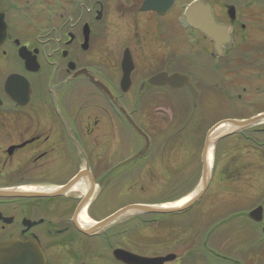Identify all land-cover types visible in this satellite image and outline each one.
<instances>
[{
  "label": "flooded vegetation",
  "instance_id": "flooded-vegetation-1",
  "mask_svg": "<svg viewBox=\"0 0 264 264\" xmlns=\"http://www.w3.org/2000/svg\"><path fill=\"white\" fill-rule=\"evenodd\" d=\"M196 1L210 6L215 21L232 34L221 56L215 41L187 20ZM223 7L220 14L217 0H0V25L5 24L0 41V191L21 193L0 198V241H35L47 264L68 259L125 264L114 257L118 249L145 258L174 255L164 264H204L189 255L150 256L147 249L122 248L116 245L124 238L120 230L113 231L116 226L89 233L91 225L80 216L85 208L89 222L109 217L91 210L113 185L107 180L136 173L138 163L151 159L163 164L170 154V135L193 133L202 125V158L210 131L228 120L217 117L219 90L225 107L233 103L226 94L232 80L221 89L232 74L231 50L246 40L241 36L248 21L255 20L243 2ZM193 70L208 73L210 83ZM191 87L198 94L196 103ZM133 124L148 136L150 147L145 156L124 163L145 148ZM232 217L256 229L250 231L258 235L256 244L235 242L237 258L219 256L205 245L193 252L200 257L204 252L207 264L220 259L264 264V212L260 222L249 215ZM224 221L210 237L232 224Z\"/></svg>",
  "mask_w": 264,
  "mask_h": 264
},
{
  "label": "rangeland",
  "instance_id": "rangeland-1",
  "mask_svg": "<svg viewBox=\"0 0 264 264\" xmlns=\"http://www.w3.org/2000/svg\"><path fill=\"white\" fill-rule=\"evenodd\" d=\"M236 1L249 6L255 20L248 21L247 29L241 36L247 41L235 42L231 50L234 56L232 74L226 76L221 89L232 80L233 87L226 94L232 96L233 103L225 107L224 94L219 90L217 117L242 121L264 113V0H217L218 13L222 14L224 3ZM97 101L102 102L101 99ZM204 130L202 125L197 124L193 133L170 135V154L163 164H159L161 159H155L158 164H152L151 159L138 163L136 173L107 180L113 185L102 191L91 210L99 217H106L130 205L160 207L195 195L202 179L201 142ZM155 142L159 145L161 140L155 137ZM135 143L138 149L142 146L139 137ZM212 155V164L215 162L216 168L210 169V185L191 209L160 218L157 214L128 215L112 226L125 227L126 221H137L141 236L124 237L116 245L139 252H146L147 249L150 256L167 253L183 257L189 255L207 264L205 253L201 252L204 257H200L193 249L204 247L208 242L205 246L218 252L219 256L237 258L236 252H233L235 242L245 239L248 245L256 244L258 235L250 232L256 229L241 225L232 216H248L258 206L264 207V123L227 135L219 140ZM187 190L189 193L183 196ZM142 219L150 221V224L140 225ZM221 220L225 223L232 221V224L217 230L206 241L204 237L209 229ZM64 264L77 262L68 259ZM215 264L227 263L220 259Z\"/></svg>",
  "mask_w": 264,
  "mask_h": 264
},
{
  "label": "water",
  "instance_id": "water-1",
  "mask_svg": "<svg viewBox=\"0 0 264 264\" xmlns=\"http://www.w3.org/2000/svg\"><path fill=\"white\" fill-rule=\"evenodd\" d=\"M231 13V11H230ZM187 20L189 24L199 29L207 37L215 41V49L218 55L223 54V46L231 42L232 36L229 29L226 26H222L216 23L213 18L211 8L201 2H196L192 4L187 11ZM0 28H2L0 34V41L5 37V24L1 22ZM199 75L204 81L210 83V76L204 71H192ZM220 81V76L218 75L217 82ZM215 83V82H214ZM192 89L193 102H197L198 94ZM111 97V96H109ZM264 122V114L256 116L248 120H226L216 125L208 134L204 151L202 154V179L199 191L192 196V198L186 202L184 205L177 208H164L163 206H149L143 204L130 205L125 208L120 209L110 217L106 218L99 224H94L89 233H96L99 230L104 229L107 226L114 224L115 222L127 217L131 214H157V215H173L183 213L190 208H192L205 194L210 184V172L208 167L209 154L208 151L213 145L210 140V135L218 129L223 124H232L234 129L230 132L219 134L214 143L225 137L228 134H232L253 125H257ZM135 130L145 138L146 145L143 152L138 153L135 157L131 158L128 162L135 159H139L145 156L150 147L149 138L143 133L141 129L133 124ZM21 193L18 191H0V198H18ZM249 217L256 222H260L263 218V207H258L250 212ZM114 257L125 264H164V262H169L174 259V255H168L167 257H156V258H145L137 255H133L124 250H116L114 252ZM0 264H47V257L42 247L32 240H22L20 238H13L5 241H0Z\"/></svg>",
  "mask_w": 264,
  "mask_h": 264
},
{
  "label": "bare ground",
  "instance_id": "bare-ground-1",
  "mask_svg": "<svg viewBox=\"0 0 264 264\" xmlns=\"http://www.w3.org/2000/svg\"><path fill=\"white\" fill-rule=\"evenodd\" d=\"M233 129H234V127H233L232 124H223L218 129H216L215 131H213V133L210 135L211 143H214V140L216 139V137L219 134H223V133H226V132H230ZM208 154H209V161L212 162V148L209 149ZM192 196L193 195H191L188 198H185V199H183V200H181V201H179V202H177L175 204L165 205L163 207L164 208H177V207H180V206L184 205L186 202H188L192 198ZM80 220L85 225H88V226L93 224L92 222H89V218L87 217V214H86V210L85 209L81 213Z\"/></svg>",
  "mask_w": 264,
  "mask_h": 264
},
{
  "label": "trees",
  "instance_id": "trees-1",
  "mask_svg": "<svg viewBox=\"0 0 264 264\" xmlns=\"http://www.w3.org/2000/svg\"><path fill=\"white\" fill-rule=\"evenodd\" d=\"M127 176H128V174H127ZM188 193H189V191L187 190L182 195L184 196V195H186ZM158 217L160 218V217H163V216L158 215ZM124 224H125V227L122 226L119 229H118V227L117 228H113V231H119L120 230L123 237H129V238L136 237L137 238V237L141 236V232L139 230H137L138 229V222L137 221H134V220H131L130 219V220L126 221V223H124ZM142 224L148 226L150 224V221H148L146 219L145 220L142 219V221L140 222V225H142ZM217 225H215L212 229H209L210 231L207 232L206 237H204L206 241L211 236L210 235L211 234L210 232H212L213 230H215Z\"/></svg>",
  "mask_w": 264,
  "mask_h": 264
}]
</instances>
